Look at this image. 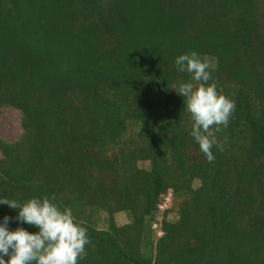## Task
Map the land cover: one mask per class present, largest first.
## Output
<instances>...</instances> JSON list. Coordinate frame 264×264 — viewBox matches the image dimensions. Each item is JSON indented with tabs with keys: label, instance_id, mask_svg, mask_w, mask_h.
Returning <instances> with one entry per match:
<instances>
[{
	"label": "trees",
	"instance_id": "obj_1",
	"mask_svg": "<svg viewBox=\"0 0 264 264\" xmlns=\"http://www.w3.org/2000/svg\"><path fill=\"white\" fill-rule=\"evenodd\" d=\"M193 51L235 103L211 162L174 91ZM7 110L0 197L71 209L79 264H264V0H0Z\"/></svg>",
	"mask_w": 264,
	"mask_h": 264
},
{
	"label": "clouds",
	"instance_id": "obj_2",
	"mask_svg": "<svg viewBox=\"0 0 264 264\" xmlns=\"http://www.w3.org/2000/svg\"><path fill=\"white\" fill-rule=\"evenodd\" d=\"M175 65L196 82L181 83L174 91L184 98L185 109L191 114V136L211 162L215 159L211 151L217 144L215 132L221 125L228 126L235 103L218 93L214 83H208L212 79L209 65L197 52L180 55ZM55 199L54 195L35 197L21 204L0 197V205L18 210L16 216H4L0 221V264H79L86 257L85 246L90 244L87 229L76 222L71 209L61 210ZM10 222L33 226L37 231L24 227L10 230Z\"/></svg>",
	"mask_w": 264,
	"mask_h": 264
},
{
	"label": "rangeland",
	"instance_id": "obj_3",
	"mask_svg": "<svg viewBox=\"0 0 264 264\" xmlns=\"http://www.w3.org/2000/svg\"><path fill=\"white\" fill-rule=\"evenodd\" d=\"M19 133L20 121L18 113L12 110H7L0 113V137L6 138L8 140H13L18 137ZM169 205L170 199L167 200L166 205L163 206L162 209H165ZM117 221L119 224H126L127 222H129V218L127 215L121 214L117 216ZM153 228L158 233L157 226L155 225Z\"/></svg>",
	"mask_w": 264,
	"mask_h": 264
}]
</instances>
